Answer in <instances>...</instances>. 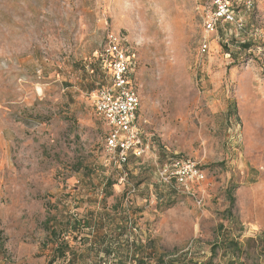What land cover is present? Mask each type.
I'll use <instances>...</instances> for the list:
<instances>
[{
    "label": "rangeland",
    "instance_id": "obj_1",
    "mask_svg": "<svg viewBox=\"0 0 264 264\" xmlns=\"http://www.w3.org/2000/svg\"><path fill=\"white\" fill-rule=\"evenodd\" d=\"M231 5L239 22L206 34L207 0H0V264H48L47 218L115 205L130 221L124 236L112 222L104 230L119 252L72 243L85 255L74 264H129L133 241L152 253L147 264L207 262L213 248L212 264H264V0ZM109 31L135 56L149 146L123 167L92 97L109 81ZM173 157L206 172L195 196L161 182ZM225 238L240 252L217 248Z\"/></svg>",
    "mask_w": 264,
    "mask_h": 264
},
{
    "label": "built area",
    "instance_id": "obj_2",
    "mask_svg": "<svg viewBox=\"0 0 264 264\" xmlns=\"http://www.w3.org/2000/svg\"><path fill=\"white\" fill-rule=\"evenodd\" d=\"M249 4V3H248ZM210 5L203 17L206 34L215 33L221 22L238 23L232 12L230 0H207ZM250 5V4H249ZM242 27V23L239 24ZM104 54L108 59L109 81L95 88L94 107L96 115L110 128L105 149L116 164L123 167L130 157L144 156L149 146L143 138L139 122L141 96L135 84V56H128L119 37L107 32ZM208 42L202 44V51L208 50ZM161 182L174 187L178 193L195 196L197 187L206 180V172L193 160L174 158L158 169ZM202 204L201 200L198 201Z\"/></svg>",
    "mask_w": 264,
    "mask_h": 264
},
{
    "label": "trees",
    "instance_id": "obj_3",
    "mask_svg": "<svg viewBox=\"0 0 264 264\" xmlns=\"http://www.w3.org/2000/svg\"><path fill=\"white\" fill-rule=\"evenodd\" d=\"M231 4V0H230ZM232 12L233 15H235L237 20H240L238 16V11L236 10L235 6L232 5ZM236 24V22H234ZM234 23L231 22H221L219 24H228L233 25ZM240 48H244V50H249L250 45H240ZM228 53H231V51L228 50ZM128 56H131L132 53H127ZM101 61L102 64H105V62H108L107 57L104 54H101ZM106 73L108 74L107 78L109 80V73H108V67H106ZM104 85V84H100ZM233 111H235V108H233ZM174 158H180V157H173ZM170 159L169 161L165 162L169 163L172 161ZM130 159L128 160V162ZM125 163L124 165L128 164ZM163 164V165H164ZM123 165V166H124ZM114 185L112 181L109 179L107 180L105 184V188L108 189L106 194V198L112 195V191H110L111 187ZM165 185V184H164ZM167 186V185H166ZM105 198V199H106ZM104 199V201H106ZM230 202L231 207L228 210L229 215L231 216V210L232 207L235 204V200L230 196ZM121 208L119 205H115L112 207V211L105 207L102 211H88L86 216L79 217V215L70 216V217H62L57 218V216L51 218H47L45 223V229L48 232V243L46 244V247L51 248V255L52 257L48 261V264H55L57 261L65 260L67 261V264H74L76 259H83L85 258L84 251H78V249L72 245V243L80 242L81 245H83L87 250L94 251L97 254L104 253L108 257L111 255H115L117 252H119V249L117 246H114L113 243H110V239L114 238L110 233V227L108 228V231H104L109 225L112 223L117 224L115 230L116 235L118 237L124 236L127 232V225L129 224V217L127 214V211L124 209L120 210ZM120 217L121 222H117L116 218ZM87 237H84L85 232H87ZM104 231L103 233H101ZM89 236L92 237V239H89ZM261 241H264L263 237H259ZM92 242L89 247H87V242ZM223 248L226 251L231 250L236 252H240L241 250V243L237 240L228 239L225 238L223 241L218 245L217 248ZM124 249H127V254L129 255V264H147L148 260L153 258L152 253H147L148 247L144 245L142 242L139 243L137 241L129 242L124 247ZM152 248V247H151ZM217 251L216 249H212V256L210 259H208L207 262H201L196 261L194 256L189 253H182V254H175L172 256L171 259L168 261L159 258L160 264H212L213 258L216 256ZM119 264H125L123 262ZM127 264V263H126ZM228 264H234V262L230 261Z\"/></svg>",
    "mask_w": 264,
    "mask_h": 264
}]
</instances>
